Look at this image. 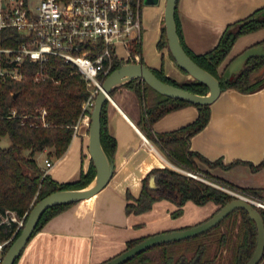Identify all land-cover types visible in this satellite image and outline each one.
Instances as JSON below:
<instances>
[{"label":"trees","instance_id":"obj_1","mask_svg":"<svg viewBox=\"0 0 264 264\" xmlns=\"http://www.w3.org/2000/svg\"><path fill=\"white\" fill-rule=\"evenodd\" d=\"M263 10L264 6L242 19L227 24L214 47L205 53L195 54L184 42L177 18L176 2L175 22L183 48L197 64L218 78L221 91L234 88L248 93L264 86V79L257 76L264 66L262 56L247 58L243 67L227 79L224 78L223 72L219 73L217 70L239 35L264 26V15L260 14ZM5 31L16 34L11 29ZM0 44L11 45L12 42L0 38ZM166 44L163 26L156 46L161 49ZM257 44L264 45V40L254 45ZM130 52L132 56L138 54V61L144 63L141 56V39L133 43ZM122 62L120 59L112 58L110 71ZM46 67L50 77L38 82L33 80L35 65L29 62L23 64V77L20 80L0 79V137L8 136L10 140L9 145L0 146L2 255L21 231L23 225L19 226L18 220L24 223L30 208L37 200L57 189L84 187L95 174V168L91 162L86 172L80 170L75 179L58 182L51 178L34 158L37 152L46 149L47 155L54 159L64 153L72 138L74 125L83 114L82 104L90 94L86 80L72 63L50 56ZM150 69L161 80L188 91L198 94H205L208 91V87L196 79L177 82L166 76L162 68L150 67ZM124 84L138 96L140 101L142 117L136 125L155 146L166 152L171 162L196 171L201 170L197 167L194 157L205 160L209 165L228 166L240 162L235 160L229 164H223L219 159L209 161L190 149V137L202 129L209 120L210 104L191 103L183 99L168 97L137 78ZM149 92L155 95L152 103H148ZM109 102L106 99L101 110L100 139L105 152L113 157L116 139L107 130V104ZM188 104L195 105L198 109L194 120L167 132L153 131L152 124L156 119L168 111ZM12 108L15 109V115H12ZM42 109L46 110L45 124L40 116ZM263 165L264 157L258 164H251V168L256 170ZM201 172L218 183L244 193L259 196L262 192L260 189L240 187L223 178ZM151 176L155 178L156 189L148 186ZM233 197L221 188L188 176L169 166L156 167L150 169L143 177L142 187L137 197L129 192L126 193L125 211L127 214L146 212L152 208L154 201L167 198L176 205L171 215L178 216L182 213V207L187 201L197 205L211 201L217 205L216 209H218ZM71 204L73 203L57 204L46 208L34 231L38 230L50 217ZM10 213H13L17 220L11 219ZM262 216L264 219V211H262ZM255 234L253 220L244 209L239 208L231 211L217 225L203 233L153 245L120 264H244L254 248ZM141 238L142 236L128 239L126 247L133 245Z\"/></svg>","mask_w":264,"mask_h":264},{"label":"crops","instance_id":"obj_2","mask_svg":"<svg viewBox=\"0 0 264 264\" xmlns=\"http://www.w3.org/2000/svg\"><path fill=\"white\" fill-rule=\"evenodd\" d=\"M164 5L165 0L143 2L142 59L149 67L162 68L166 76L177 82L192 80L173 60L167 44L161 49L156 46L164 26ZM263 6L264 0H177V18L187 47L195 54H202L216 45L227 24ZM263 40L264 26L239 35L218 66V72H224L229 62L244 49ZM261 78L264 79V69ZM109 96L113 102L107 104V130L116 139L112 177L90 198L75 202L50 217L30 237L15 264H97L118 253L112 254L111 250L123 247L128 238L193 223L216 209L214 203L202 216L198 214L190 222L185 219L176 223L170 221L168 210L173 206L167 200L155 202L152 210L143 214L126 213V193L137 197L148 171L171 163L136 125L142 117L138 96L125 84L117 86ZM154 98L149 92L148 103ZM209 107V120L190 137V149L209 161L240 162L228 166L209 165L194 157L197 167L237 186L264 192V165L256 170L251 168V164H258L264 157V86L248 93L225 89ZM197 114L195 105H184L160 116L153 122L152 129L157 133L167 132L191 122ZM89 116L90 113L82 114L66 150L59 158H51L50 168L44 167L47 149L35 154L43 155V161L37 164L54 180H73L80 170L86 172L90 166ZM187 206L194 207L190 201L186 202L184 213ZM117 232H122V239L117 237ZM105 240L112 246L105 249L102 245ZM258 264H264V254Z\"/></svg>","mask_w":264,"mask_h":264},{"label":"built area","instance_id":"obj_3","mask_svg":"<svg viewBox=\"0 0 264 264\" xmlns=\"http://www.w3.org/2000/svg\"><path fill=\"white\" fill-rule=\"evenodd\" d=\"M142 5L143 0H0V38L12 42L11 45L0 44V79L20 80L22 66L29 62L35 65L33 80L38 82L50 77L46 67L50 56L70 62L90 88L82 104L83 114H87L110 72L112 58L123 62L138 60V54L132 57L129 48L141 38ZM7 29L16 34L5 31ZM118 47L125 51L126 57L117 54ZM11 112L15 115L14 108ZM45 114L46 110L42 109L43 123ZM52 164V159L45 157V169ZM182 171L212 183L196 171ZM222 189L264 210L260 198L232 188ZM18 225H23V221L18 220ZM2 244L0 242V249Z\"/></svg>","mask_w":264,"mask_h":264},{"label":"water","instance_id":"obj_4","mask_svg":"<svg viewBox=\"0 0 264 264\" xmlns=\"http://www.w3.org/2000/svg\"><path fill=\"white\" fill-rule=\"evenodd\" d=\"M157 1L143 0L144 3H156ZM176 2L177 0H165L163 19L167 47L174 61L181 69L186 71L193 79L204 83L208 87L207 93H194L165 82L148 65L139 61L123 62L117 68L110 71L104 78L101 89L95 95L89 116L90 123L88 127L87 147L90 159L95 168V174L92 180L84 187L57 189L37 200L30 208L20 233L1 256L0 264H14L26 243L35 232V226L46 208L57 204L75 203L90 198L109 182L114 171V159L105 152L101 145L100 115L105 100L108 99L113 102L109 94L117 86L137 78L163 95L183 99L191 103L210 104L219 96L221 88L218 78L197 64L185 51L180 42L175 22ZM260 14L264 15V10ZM252 56L264 57V45H252L235 56L223 72L224 78L227 79L232 73L239 71L243 67L244 61ZM149 187L155 188L153 176L149 179ZM258 198L264 203L263 191L260 192ZM239 208L247 212L250 219L253 220L256 230L254 248L244 264H258L264 254V219L262 216V211L264 210L262 207L241 196H234L200 223L182 229H174L149 235L100 264H120L155 244L177 241L203 233L217 225L231 211Z\"/></svg>","mask_w":264,"mask_h":264},{"label":"rangeland","instance_id":"obj_5","mask_svg":"<svg viewBox=\"0 0 264 264\" xmlns=\"http://www.w3.org/2000/svg\"><path fill=\"white\" fill-rule=\"evenodd\" d=\"M117 54L119 55V56H124V55H126V53H125V51L121 48V49H117ZM263 69H264V67H262L261 69H260V71L258 72V74H257V76H259V77H261V74H262V72H263ZM9 143H10V140H9V138H8V136H3V137H0V146L1 147H3V146H7V145H9ZM161 152L163 153V154H165V156H167V154H166V152H164V151H162L161 150ZM49 157V156H48ZM34 158H35V160H36V162L37 163H39V164H41V162L43 161V155H35L34 156ZM50 159L51 158H53V157H49ZM206 178L208 179V181H210V182H212V183H209V182H206V183H208V184H211V185H213V186H216V187H218V188H221L222 189V187H225V188H231V187H229V186H227V185H224V184H221V183H218V182H216V181H214L213 179H211V178H208L207 176H206ZM217 183V184H216ZM221 186V187H220ZM232 189H234V188H232ZM238 191V190H237ZM227 192V191H226ZM239 192V191H238ZM248 196H250V194L248 193ZM162 200H164V199H162ZM190 204L191 205H194V207H186L185 208V213L183 214V216H181L182 218H179V219H176V218H170V221H172V222H174V223H176V222H178V220L179 221H182V220H190V219H192V218H194L196 215H203V214H205V212H208V211H210V209H208L210 206L209 205H213L214 203L213 202H211V201H209V202H207L206 204H204V205H196V204H194V203H192V202H190ZM215 205V204H214ZM10 217H11V219H14V220H17L16 219V217L14 216V214L13 213H10ZM9 217V218H10ZM199 216H197L196 218H198ZM200 218V217H199ZM196 220V219H195ZM190 222V221H189ZM195 222V221H194ZM117 233H119V232H117ZM135 233V232H134ZM129 234H130V232H129ZM128 235V232L126 233V236ZM119 239H122L123 238V234H122V232L121 233H119L118 234V236H117ZM111 242H109V241H107V240H105L103 243H102V245H104L105 246V249L107 248V247H111L112 245L110 244ZM125 247V244L123 245V247L122 246H120V247H118V248H113L112 250H111V253L113 254L114 252H120L122 249L121 248H124ZM116 254V253H115ZM114 254V255H115ZM1 256H2V249H0V259H1ZM113 256V255H112Z\"/></svg>","mask_w":264,"mask_h":264},{"label":"flooded vegetation","instance_id":"obj_6","mask_svg":"<svg viewBox=\"0 0 264 264\" xmlns=\"http://www.w3.org/2000/svg\"><path fill=\"white\" fill-rule=\"evenodd\" d=\"M141 39V38H140ZM132 47V46H131ZM131 47L129 48V53H130V55H131V52H130V49H131ZM136 55V54H135ZM132 56V55H131ZM139 56V55H138ZM132 57H134V56H132ZM135 60V59H134ZM138 60H139V57H138ZM138 60H136V61H138ZM167 159H168V161L171 163V164H166L165 166H169V167H171V168H173V169H175V170H177V171H179V172H182V173H184L182 170L183 169H186V168H183V167H180V166H178V165H176V164H174L173 162H171L170 160H169V158L167 157ZM165 166H163V167H165ZM188 170H191V169H188ZM193 171H196V170H193ZM196 172H198L200 175H202V176H204V177H206V175L203 173V172H201V171H196ZM185 174V173H184ZM187 175V174H186ZM189 176V175H188ZM154 177V176H153ZM150 179V178H149ZM154 180H155V178H154ZM198 180H200V179H198ZM202 181V180H201ZM148 186H149V180H148ZM150 188V187H149ZM157 188V185H156V183H155V188H151V189H156ZM246 194H248V193H246ZM162 199H164V200H167V201H169L171 204H172V206H173V208L172 209H169L168 210V214L170 215V217L171 218H178V217H180L183 213H184V206H185V204H186V202H185V204L183 205V207H182V213L180 214V215H178V216H172L171 215V211H173L175 208H176V205L171 201V200H169V199H167V198H161V199H158V200H156V201H154V203H153V206H154V204H155V202H157V201H160V200H162ZM188 202V201H187ZM191 202V201H190ZM193 203V202H192ZM197 205V204H196ZM204 205V204H203ZM153 206H152V208H153ZM152 208L150 209V210H152ZM149 210V211H150ZM217 210V209H216ZM216 210H214V212L216 211ZM149 211H146V212H149ZM146 212H142V213H139V214H143V213H146ZM139 214H136V215H139ZM210 216V215H209ZM208 216V217H209ZM208 217H204L203 219H200V220H197V221H195V222H193V223H187V224H184V225H180V226H176V227H164V228H161V229H157V230H155V231H153V232H150V233H147V234H144V235H139V236H136V237H140V236H142V238L141 239H143V238H145V237H147V236H149V235H152V234H156V233H159V232H163V231H169V230H174V229H182V228H185V227H189V226H191V225H195V224H197V223H200V222H202V221H204L205 219H207ZM131 238H134V237H131ZM128 239H130V238H128ZM127 239V240H128ZM140 239V240H141ZM185 239V238H184ZM126 240V241H127ZM139 240V241H140ZM126 241H125V247L121 250V251H123L124 249H126V248H128V247H126ZM138 242V241H137ZM169 242H171V241H169ZM163 243H166V242H163ZM135 244V243H134ZM161 244V243H160ZM155 245H157V244H155ZM130 247V246H129ZM151 247V246H150ZM120 251V252H121ZM120 252H118V253H120ZM118 253H116V254H118ZM115 254V255H116ZM114 256V255H113ZM113 256H111V257H113ZM111 257H108L107 259H105V260H103V261H101L100 263H102V262H104V261H106V260H108L109 258H111ZM100 263H97V264H100Z\"/></svg>","mask_w":264,"mask_h":264}]
</instances>
